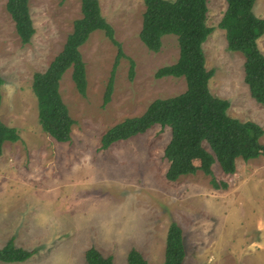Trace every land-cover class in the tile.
<instances>
[{
  "label": "rangeland",
  "instance_id": "obj_1",
  "mask_svg": "<svg viewBox=\"0 0 264 264\" xmlns=\"http://www.w3.org/2000/svg\"><path fill=\"white\" fill-rule=\"evenodd\" d=\"M98 3L124 56L115 67L110 100L102 106L117 47L101 29L79 46L86 92L77 91L68 68L59 93L73 124L69 140L59 142L38 121L32 74L44 71L62 49L81 16L80 0H28L34 33L24 44L6 0H0V120L19 135L3 143L0 155V246L13 236L17 246L35 249L22 262L0 264H88L84 250L90 246L111 255L113 264H128L131 247L148 264H163L172 220L182 229L184 264H264L263 152L246 160L236 157L231 173L214 161L211 174H204L194 159L193 173L169 181L163 155L168 126L154 124L99 148L109 127L142 114L156 98L183 92L186 84L183 77L154 76L159 67L176 61L178 42L174 34H165L158 52L141 42L143 0ZM207 8L212 30L202 49L205 67L213 71L209 91L227 99L229 116L252 120L264 130V104L255 101L244 81V56L228 50L218 26L226 0H207ZM252 10L264 18V0H254ZM256 41L264 55V32Z\"/></svg>",
  "mask_w": 264,
  "mask_h": 264
},
{
  "label": "trees",
  "instance_id": "obj_2",
  "mask_svg": "<svg viewBox=\"0 0 264 264\" xmlns=\"http://www.w3.org/2000/svg\"><path fill=\"white\" fill-rule=\"evenodd\" d=\"M65 0H60L63 2ZM145 5L138 36L151 51L158 52L161 38L174 34L178 42V57L175 62L159 67L154 76L183 77L186 88L183 92L151 101L145 111L109 127L101 136L100 149H106L115 141L124 140L143 133L154 124L168 126L170 138L163 149L168 161L165 178L176 180L180 175L193 173V160L199 161V169L211 174V165L217 161L225 173L234 171V160H246L264 153L260 137L262 127L252 120H239L227 114V99L214 96L208 88L212 69H206L202 43L212 28L206 24L207 0H143ZM254 0H226V8L218 23L225 31L227 48L239 51L244 56V81L250 95L264 104V55L257 45V38L264 32V18L252 10ZM6 9L14 21L15 31L21 43L29 42L34 33L29 14L28 0H6ZM81 16L73 21L72 31L67 35L60 52L44 71L32 74V90L37 98L38 121L42 130L56 141L69 140L73 119L69 115L59 93L62 74L72 68L71 78L81 95L86 92L85 65L79 46L95 29L103 30L116 45L117 52L107 80L102 106L109 100L113 88L115 67L124 56L121 44L114 38V29L101 14L98 0H80ZM128 76L133 77V61L130 60ZM3 82L0 76V85ZM1 97V95H0ZM19 135L16 128L0 120V155L5 141L14 142ZM207 144L210 151L204 146ZM217 187L214 178L210 179ZM35 249H26L14 243L10 237L0 246V261L22 262ZM185 249L182 229L174 220L170 221L165 239L163 264H184ZM88 264H113L111 255H102L95 247L84 250ZM128 264H148L144 256L134 247L126 255Z\"/></svg>",
  "mask_w": 264,
  "mask_h": 264
},
{
  "label": "crops",
  "instance_id": "obj_3",
  "mask_svg": "<svg viewBox=\"0 0 264 264\" xmlns=\"http://www.w3.org/2000/svg\"><path fill=\"white\" fill-rule=\"evenodd\" d=\"M145 258V257H144ZM146 259V258H145Z\"/></svg>",
  "mask_w": 264,
  "mask_h": 264
}]
</instances>
